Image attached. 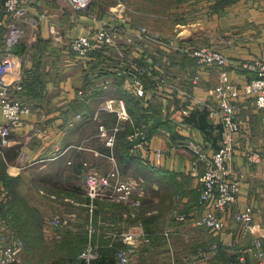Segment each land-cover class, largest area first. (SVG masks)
<instances>
[{
  "label": "crops",
  "instance_id": "1",
  "mask_svg": "<svg viewBox=\"0 0 264 264\" xmlns=\"http://www.w3.org/2000/svg\"><path fill=\"white\" fill-rule=\"evenodd\" d=\"M30 16L35 20L33 27L16 22L12 15L0 21L9 33L11 24L19 25L23 33L18 40L28 46L25 57H21L28 79L23 98L32 110L24 114L22 124L13 130L10 144L0 148L2 155L3 150L9 152L8 159L3 160L11 176L22 175L28 190L34 179L38 188L48 185L51 190L45 194L58 198L53 207L58 214H62L64 202L79 203L73 196L81 192V187L84 189L86 175L93 169L107 172L117 164L125 176L143 181L146 195L142 208L126 207L122 214L116 215V220L107 214L104 219L99 217V223L104 225L102 231L111 241H121L114 234L130 228L147 233L150 241L139 244L133 259L141 257L146 262L156 259L157 247L165 243L173 253L174 243L181 238L186 240L183 258H188V263L193 256L200 264H232L255 238L264 241V110L257 107L253 97L243 94L236 101L246 126L239 135L241 147L231 163L233 172L242 178V188L238 201L226 214L229 226L214 231L197 226L191 214L186 220L175 217V212L191 213L199 206L205 163L190 142L210 155L221 143L220 136L215 144L200 127L185 123L183 118L198 108L195 103L198 98L209 107H218L212 90L223 69L228 70L232 81L240 84L252 77L241 64L264 59V0H92L86 10L77 9L69 0H37ZM138 17L161 22V26L169 22L171 30L164 35L148 25L137 26ZM111 24H120L124 35L131 30L141 32L142 28L146 32H141L142 37L131 45L122 41L119 51L125 52L123 58L119 52L98 47L105 57L122 58L124 68L119 69L120 78L94 77L92 67L102 63L99 57L93 52L88 61L80 59L71 50V42ZM192 46L223 51L227 65L200 64L191 55ZM135 64L142 69L152 65L150 70L155 74H145L151 78L148 84L144 80L151 95L148 98L139 96L134 87L131 71ZM111 97L124 98L131 114L132 121H126L123 130L130 125L133 129L135 123L144 124L148 134V130L152 131L149 150H137L132 154L135 157L129 154L122 163L116 151L99 135V125L109 121V117L116 116L118 121L116 112L103 107L104 101ZM134 98L139 104L132 111L130 101ZM185 109L189 112L185 113ZM132 113H141L142 119L136 120ZM209 116L215 125L220 124L218 116ZM217 131L216 128V134ZM158 148L164 149L161 156L155 152ZM247 148L259 152L261 159L250 162ZM34 192L26 190L25 194L32 199ZM36 193L35 198L46 197ZM31 202L46 212L41 202ZM247 204L255 207V217L252 231L244 233L235 214ZM85 213L84 223L89 230L87 207ZM129 217L134 222H129ZM99 223L94 220L93 233L100 229ZM80 225L68 221L63 228L77 231ZM147 229L153 230L152 235ZM89 237L88 244L91 242L98 249L91 234ZM190 242L197 244L191 248ZM247 259L256 264L251 255Z\"/></svg>",
  "mask_w": 264,
  "mask_h": 264
},
{
  "label": "built area",
  "instance_id": "2",
  "mask_svg": "<svg viewBox=\"0 0 264 264\" xmlns=\"http://www.w3.org/2000/svg\"><path fill=\"white\" fill-rule=\"evenodd\" d=\"M36 1L0 0L3 4L0 13H3L4 17L12 15L16 22L30 24L33 27L35 20L30 15ZM69 2L77 9L86 10L90 7L92 0H69ZM120 27V24L102 25L93 35L75 37L71 42V50L80 59L88 61L98 47L109 52L120 53L122 41L131 45V42L135 41L136 38L142 37L141 32H146L142 28L141 32L137 33L131 30L124 35ZM22 33L23 29L19 25L17 26L15 22L11 24V30L6 39L7 47L0 54V148L10 144L13 130L22 124L24 114L32 110L31 105L23 98L26 79L23 59L12 51L13 45ZM120 55L125 56V52L120 53ZM191 55L200 64L226 66L228 63V58L223 51L209 46H192ZM241 65L251 72L252 77L240 84L232 81L228 70L223 69L219 83L212 90L217 99V108L209 107L202 99L195 100L198 107L207 106L211 116H218L219 123L223 126V136L220 146L211 155L204 151L200 145L190 142V146L198 158L205 163V170L201 178L203 185L199 206L191 213L175 212V217L178 220L189 219L191 214L197 226H205L214 231H222L229 226L226 214L230 211L231 206L238 201L242 188V178L234 173L231 167L237 149L241 147L239 135L246 126L245 119L240 116L236 99L242 94L253 97L257 107L264 110V59L256 58L251 61H244ZM133 66L135 67L134 70L136 69V72L132 73L136 92L141 97L148 98V95L150 97L143 75L155 74L150 70L152 65L147 69H142L136 64ZM154 69H157V65H154ZM160 88H163V82H161ZM103 107L116 112L118 117V121L112 126L105 123L99 125L100 137L104 139L107 146L114 149L118 134L124 129L125 122L132 121L131 114L124 98H107ZM187 112L189 111L185 109V113ZM145 128L144 124H133V130L128 136L130 150L133 153L137 150H149L150 137ZM155 152L161 156L164 149L158 148ZM245 152L248 154L250 162H257L261 159L260 153L257 151L247 148ZM112 159L116 162L114 155H112ZM144 187L143 181L125 176L117 164L107 172H99L95 169L88 172L85 178L84 193L88 198L85 206L89 214L90 229L92 230L94 226L98 200L126 203L138 208L142 205L146 195ZM254 217L255 207L252 204L245 205L235 214V218L240 222L244 233L252 231ZM61 221L58 215L55 216L52 223L54 226H60ZM66 222H68L67 218ZM114 238H119L124 243V247L117 251L120 264H129L136 254L139 244L150 241V237L145 231L139 232L131 228L115 233ZM24 246L23 239L7 229L3 221H0V264L19 260ZM97 253L96 247L90 242L80 253V257L89 261L95 258ZM248 254L254 257L256 264H264V241L261 237L255 238L246 249L240 251L237 260L232 264H250L247 259Z\"/></svg>",
  "mask_w": 264,
  "mask_h": 264
},
{
  "label": "trees",
  "instance_id": "3",
  "mask_svg": "<svg viewBox=\"0 0 264 264\" xmlns=\"http://www.w3.org/2000/svg\"><path fill=\"white\" fill-rule=\"evenodd\" d=\"M0 8H3L2 2H0ZM3 13H0V21L2 20ZM0 53L5 51L7 47V36L9 34V29L2 25L0 22ZM27 43L18 40L12 47V51L18 53L21 57H25V52H27ZM99 57L100 64L95 63L92 67L94 72V77H108L112 76L115 78H120V71L124 68L123 59L119 57H105L103 56V49L94 51ZM129 54V52H128ZM102 64L107 67L117 70H110L105 68ZM103 66V67H102ZM121 68V69H120ZM120 69V71H119ZM136 72L134 69L131 73ZM129 73V71H128ZM29 78V77H28ZM151 78L144 74L145 83L148 84V80ZM28 81V79H25ZM116 80V79H115ZM132 111L139 104L137 99H131ZM137 118L136 120H141V113H132V115ZM210 110L207 106L198 107L192 110L189 115H186L184 120L186 122L192 123L200 127L208 139L216 144L218 143L219 136L222 138L223 126L221 124L215 125L210 119ZM116 123V116L109 117V121L105 122L108 126H112ZM170 126V125H169ZM130 125L128 129L123 130L118 134V139L114 147L116 151V156L122 163L127 155L134 154L130 150V142L128 141L129 131L133 130ZM216 128L218 129L216 134ZM174 131V129L172 128ZM130 131V132H131ZM149 134L152 133L148 130ZM121 143L122 146L119 145ZM220 145L218 144V147ZM5 155L0 152V204L4 208V216L10 219L13 223L14 228L17 230L18 235H20L25 241V251H27L25 258L14 261L8 264H120L117 258V251L120 246L123 245L121 241H111L106 234L102 231L104 225H100V229L95 231L92 235L93 241L98 244V255L91 260H86L81 258L79 254L86 248L88 241L90 239L89 233L85 224H82L77 231H73L70 228H58L55 235L51 234L48 236L45 230V220L41 209L34 205L31 200L20 188L22 184L23 176H11L6 170V164L3 157L8 159V150H3ZM134 156V155H132ZM135 157V156H134ZM124 159V160H123ZM128 163L130 161H127ZM54 188L58 185H52ZM5 194V195H4ZM31 199V200H30ZM0 206V207H1ZM125 206L116 202L102 201L98 200V211L96 222L99 223V217L104 219L107 215H112L114 220H116V215L125 210ZM110 218V217H109ZM149 219V218H147ZM147 219L145 220L147 223ZM6 220V219H5ZM129 222H134V219L128 218ZM148 234L153 230L147 229ZM56 234H59L58 236ZM20 237V238H21ZM51 237V238H50ZM111 243H113L111 245Z\"/></svg>",
  "mask_w": 264,
  "mask_h": 264
},
{
  "label": "rangeland",
  "instance_id": "4",
  "mask_svg": "<svg viewBox=\"0 0 264 264\" xmlns=\"http://www.w3.org/2000/svg\"><path fill=\"white\" fill-rule=\"evenodd\" d=\"M158 9H161V8L158 6ZM175 14L178 15L179 13H175ZM142 16H149V15L143 14ZM136 25L137 26L138 25H146V26L148 25L149 29L159 31L160 33H162L164 35L169 34V32L171 30L169 22H165L161 26V22L154 21L151 19L149 21V20L145 19L144 17H138V19L136 20ZM161 27H164V28H161ZM21 182H23V180ZM37 183L38 182L35 179H34V182L33 181L30 182V186H29L30 190H28V188L26 187V185L23 182L20 185V187H21L20 189L24 193L26 190L30 191V193L35 191L32 194L34 196H38V194L36 192H39L41 195H44L45 193L47 194L48 191L51 190V188L46 184H44V185L41 184L43 187L38 188ZM80 189H81L80 190L81 192L76 193L75 197L73 196V199H75V201H78L79 203L75 204V202H71L72 203L71 204L70 201L64 202V204H62V208H63L62 214L56 213L55 208H53L55 206V201L58 200V198H53V197L50 198V197L46 196V194L44 195L46 197H41V198H37V197L35 198L34 196L32 197V199L34 201L38 200L39 202H41L42 207L46 210V212H42L43 216H44V220H45V227L44 228L46 230V234H50V236H51V234L55 235L56 230L58 228H63L65 226V224H67L66 218L70 222V224L72 222L77 223V224L80 223L81 225L85 224L84 222L86 221V213H85L86 207L83 205V202L84 203L88 202V198L85 196L84 189H82V187ZM41 190H44V192L41 193ZM102 201H104V200H102ZM111 202H115V201H111ZM116 203L122 204L125 207H133L134 208V206H131V205L126 204V203H120V202H116ZM56 204H57V201H56ZM1 205L2 204H0V206ZM142 206L140 208H142ZM4 208L5 207H2V206L0 207V221H3L5 227L7 229H9L10 231H12L16 236L21 237L20 235H18L17 230L14 228L12 221L10 219H7L4 216V211H3ZM125 209H128V208H125ZM75 210L77 211L76 212L77 215L74 214ZM70 214H72V216H70V218H69ZM58 215L60 217V220H62L61 225L60 226H54L52 223V220L55 218V216H58ZM96 215H97V212L95 214L94 220H96V218L98 217ZM103 223H105V222H103ZM99 224H101V223H99ZM88 233L91 234V236H92L93 235V229L91 230L89 228ZM174 244H175V246H174V252L173 253L170 251L168 244L165 243V244L159 245L157 247L159 252H156V256H157L156 259H150L149 258L150 260L148 262H146V261H142L141 257H138V259L137 258L133 259L134 264H143V263L144 264H200V261H196V259H194L193 256L191 257V261L189 260V263L187 262L188 258H183V257H186L185 253L183 252V249H184L185 244H186V240L184 241L183 239L178 238L176 240V243H174ZM196 244H197V242H190L188 246L192 248V247H195ZM25 249H26V247L24 246L23 251L21 252V254L19 256V260L22 258L23 259L25 258L26 253H27V251H25ZM132 261L129 264H132Z\"/></svg>",
  "mask_w": 264,
  "mask_h": 264
},
{
  "label": "bare ground",
  "instance_id": "5",
  "mask_svg": "<svg viewBox=\"0 0 264 264\" xmlns=\"http://www.w3.org/2000/svg\"><path fill=\"white\" fill-rule=\"evenodd\" d=\"M102 121V120H101Z\"/></svg>",
  "mask_w": 264,
  "mask_h": 264
}]
</instances>
